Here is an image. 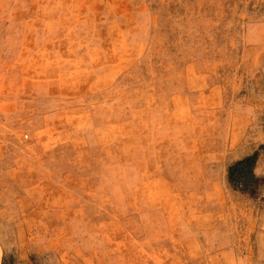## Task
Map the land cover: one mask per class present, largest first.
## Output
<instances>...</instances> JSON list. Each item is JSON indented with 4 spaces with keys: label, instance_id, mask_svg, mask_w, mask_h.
I'll use <instances>...</instances> for the list:
<instances>
[{
    "label": "rangeland",
    "instance_id": "374dc122",
    "mask_svg": "<svg viewBox=\"0 0 264 264\" xmlns=\"http://www.w3.org/2000/svg\"><path fill=\"white\" fill-rule=\"evenodd\" d=\"M0 264H264V0H0Z\"/></svg>",
    "mask_w": 264,
    "mask_h": 264
},
{
    "label": "trees",
    "instance_id": "16d2710c",
    "mask_svg": "<svg viewBox=\"0 0 264 264\" xmlns=\"http://www.w3.org/2000/svg\"><path fill=\"white\" fill-rule=\"evenodd\" d=\"M256 155L245 158L229 169V180L235 187L248 190L250 194H256L259 188L260 180L254 174Z\"/></svg>",
    "mask_w": 264,
    "mask_h": 264
}]
</instances>
